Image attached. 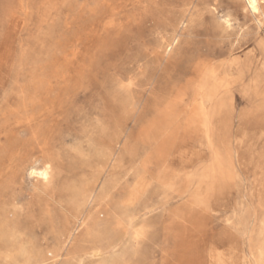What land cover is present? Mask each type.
Masks as SVG:
<instances>
[{"label":"rangeland","instance_id":"rangeland-1","mask_svg":"<svg viewBox=\"0 0 264 264\" xmlns=\"http://www.w3.org/2000/svg\"><path fill=\"white\" fill-rule=\"evenodd\" d=\"M0 264H264V0H0Z\"/></svg>","mask_w":264,"mask_h":264},{"label":"bare ground","instance_id":"bare-ground-1","mask_svg":"<svg viewBox=\"0 0 264 264\" xmlns=\"http://www.w3.org/2000/svg\"><path fill=\"white\" fill-rule=\"evenodd\" d=\"M248 1V4H249V6H250V8L253 10V11H257L258 10V0H247ZM253 5H254V7H253ZM35 174H38V175H41V176H44V177H46L47 176V174H48V171L47 170H38L37 168H35V167H33L32 169H31V175H35ZM166 183H167V181H166ZM166 183H164V184H166ZM208 183V182H207ZM209 184V183H208ZM200 188V187H199ZM206 188H207V185H206ZM196 190V189H195ZM198 192V191H197ZM201 192V191H200ZM203 192V191H202ZM205 192H207L206 190H205ZM204 192V193H205ZM209 192V191H208ZM207 192V193H208ZM207 198V197H206ZM194 199H197V197H194ZM194 201V200H193ZM195 203H197V202H195ZM202 203V202H201ZM201 203H199V204H201ZM198 204V205H199ZM203 205H205V204H203Z\"/></svg>","mask_w":264,"mask_h":264},{"label":"snow or ice","instance_id":"snow-or-ice-1","mask_svg":"<svg viewBox=\"0 0 264 264\" xmlns=\"http://www.w3.org/2000/svg\"><path fill=\"white\" fill-rule=\"evenodd\" d=\"M253 7H254V5H253Z\"/></svg>","mask_w":264,"mask_h":264}]
</instances>
